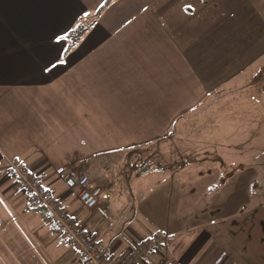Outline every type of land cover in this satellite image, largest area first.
<instances>
[{"label":"crops","instance_id":"obj_1","mask_svg":"<svg viewBox=\"0 0 264 264\" xmlns=\"http://www.w3.org/2000/svg\"><path fill=\"white\" fill-rule=\"evenodd\" d=\"M78 26L84 32L75 42L64 38ZM261 55L264 0H0V264H82L19 189L10 163L27 166L80 223L100 216L101 201L81 210L56 169H78L102 193L92 166L123 155L152 183L132 191L133 205L91 225L111 262L139 238L165 233L138 264H259L241 246L229 252L201 236L226 232L225 222L240 230L241 206L215 212L221 216L208 225L185 223L187 207L174 202L173 189L178 176L186 191L194 179L199 208L204 197L209 204L213 192L220 196L223 178L241 193L249 161L235 148L244 133L257 132L258 108L253 99L238 114L237 102L264 77ZM224 165L236 170L225 174ZM246 220L256 227L252 216Z\"/></svg>","mask_w":264,"mask_h":264},{"label":"rangeland","instance_id":"obj_2","mask_svg":"<svg viewBox=\"0 0 264 264\" xmlns=\"http://www.w3.org/2000/svg\"><path fill=\"white\" fill-rule=\"evenodd\" d=\"M259 65L260 67L264 65V55L260 56ZM257 83L259 84L251 86V91L248 93V97L252 100L246 97V99L248 100L237 102L236 111L238 114L241 112L242 108L244 110L248 109L249 105L253 103V99H255V103L258 108L257 132L253 134H251V132L250 134L244 133L240 140L241 148H235L236 152L239 153V156L237 157L243 158L244 162L249 161V163L244 164L243 170L240 172V175L242 174L241 181L239 180L242 186L241 193L237 196L236 192L230 190L234 192V195L232 197L228 189L233 186L234 181L231 183L226 178H223L224 180H222V184L224 183V188L222 187L223 189L221 190L220 196H217L216 193L213 192L211 194V196L213 197L208 199V201H210L209 204L205 203L207 198L204 197L202 201L203 204H201L202 207L199 208L197 205V200L199 199L198 194L200 193V189L197 188L196 181L194 179H189L190 183L194 182L193 184L195 188L193 190L188 189V191H186V187H182L183 182L185 181L177 179L179 178L178 176L176 177L175 182L179 183L180 186L177 185V183L174 184L173 200L175 203L181 202V205H186L187 214L182 215L185 219V223H190L193 221L192 224H199L200 226L206 219L208 220L205 224L208 225L211 221H214L213 219L215 215L221 216V214L215 212H226L224 211V209H228V211H236L239 210L241 206L240 213L236 215L237 217H242L240 219L243 221V223L242 221H239V223L242 225V228L240 230H231V226H233L236 221H234L233 223L225 222L224 225L227 226V228H225L226 232L210 228L202 230V232H205V235L202 234L201 236H212L220 244H224V247L229 252H233L234 249H240L241 246L242 250L253 255V257H251L252 261L256 259V261L253 262L264 264V77L260 76ZM247 145H251V147ZM220 146L221 148L218 155L219 157H221V150H224V144H220ZM198 151L201 152V150ZM218 156L209 155V157L214 158ZM232 158L233 156H230L226 158V160L229 161ZM95 160L96 158L93 159V161ZM133 160L134 159H128V157H125L123 155L117 160H111V162L107 164V166H101V164L92 166L93 168L90 170V173L92 175L91 171H94V179L99 180L102 183L104 190L99 195L101 204L98 207L96 206L101 210L99 213L101 217L97 216L86 218L85 215L84 221L82 222L81 220L80 222L82 225L84 224V226L87 227L86 229L88 230V233L93 231V229L91 228L92 224L98 223L103 225V222L108 221L113 215L121 211L126 205H133V197L131 196V193L132 191H137L138 186L140 188L147 189L145 188V186H148L152 183L151 176L145 177V174H143L144 176H142L141 178L137 177L136 172L138 171H136V169L140 168L139 164H135L132 168L129 167V165L125 164ZM205 167L206 169H208V166ZM220 167L222 168V170L224 168V170L226 171L225 174L233 173V171L236 170V166L234 165H224ZM237 167L242 168V166ZM117 169L118 171L121 170L122 172L118 174L116 172ZM234 185L236 186V183H234ZM128 191H130V195L128 194ZM235 196L237 197V205L234 204V202L232 203V200ZM135 198L136 201L139 200V196L137 197V193ZM188 201H192V203H194V207L191 208L190 212H188ZM216 202H219L220 206H217ZM81 210L85 212L90 211L89 209H86L84 207L81 208ZM200 211L203 212V216H199L197 214ZM192 214L195 218L194 220H192ZM246 216H252L253 222L258 221L254 224L256 227H254L253 224L248 223L249 221L246 220ZM210 218H212V220H209ZM197 229L200 228L197 227ZM194 233L196 234L197 230L194 231ZM223 234L227 236H224Z\"/></svg>","mask_w":264,"mask_h":264},{"label":"built area","instance_id":"obj_3","mask_svg":"<svg viewBox=\"0 0 264 264\" xmlns=\"http://www.w3.org/2000/svg\"><path fill=\"white\" fill-rule=\"evenodd\" d=\"M9 166L15 174L19 189L30 198L34 205L43 209L49 218L50 225L67 237L82 264H138L144 254L158 250L166 239L161 233L141 237L127 248V252L118 262H111L107 246L97 242L80 223L60 207L56 202V196L41 184L38 176L31 173L23 164L12 162ZM56 174L68 189L75 192L84 208L92 209L97 206L102 188L93 183L87 174L67 166H59ZM158 264H172V262Z\"/></svg>","mask_w":264,"mask_h":264},{"label":"trees","instance_id":"obj_4","mask_svg":"<svg viewBox=\"0 0 264 264\" xmlns=\"http://www.w3.org/2000/svg\"><path fill=\"white\" fill-rule=\"evenodd\" d=\"M107 1H110V0H105V2H107ZM84 32V29H81L80 28V26H78V27H74L72 30H70V32H68V34H66V36H64V38L66 37L67 39H71V41L72 42H75L76 41V39H78L79 38V36L81 35V33H83ZM101 193V192H100ZM100 195V194H99ZM29 198V197H28ZM29 200H30V198H29ZM56 202L58 203V201H57V198H56ZM59 204V203H58ZM34 205V204H33ZM60 205V204H59ZM35 206V208H37L38 210L40 209L38 206H36V205H34ZM60 207H61V205H60ZM83 207V206H82ZM62 208V207H61ZM93 209V208H92ZM90 210V209H89ZM68 212V211H67ZM41 215H44V216H46V218L48 219V221H49V218H48V216H47V214L43 211L42 213H41ZM74 218V217H73ZM75 219V218H74ZM76 220V219H75ZM77 221V220H76ZM78 222V221H77ZM79 223V222H78ZM81 224V223H80ZM82 225V224H81ZM83 226V225H82ZM85 229V228H84ZM98 242V241H97ZM100 243V242H99Z\"/></svg>","mask_w":264,"mask_h":264},{"label":"water","instance_id":"obj_5","mask_svg":"<svg viewBox=\"0 0 264 264\" xmlns=\"http://www.w3.org/2000/svg\"><path fill=\"white\" fill-rule=\"evenodd\" d=\"M39 212H40V213H42V212H43V209H42V208H40V209H39Z\"/></svg>","mask_w":264,"mask_h":264},{"label":"snow or ice","instance_id":"obj_6","mask_svg":"<svg viewBox=\"0 0 264 264\" xmlns=\"http://www.w3.org/2000/svg\"><path fill=\"white\" fill-rule=\"evenodd\" d=\"M190 7V6H189Z\"/></svg>","mask_w":264,"mask_h":264}]
</instances>
